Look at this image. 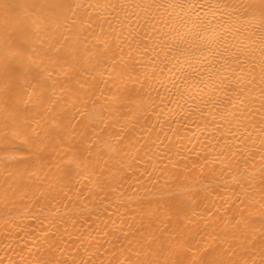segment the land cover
Returning <instances> with one entry per match:
<instances>
[{
    "label": "bare ground",
    "instance_id": "bare-ground-1",
    "mask_svg": "<svg viewBox=\"0 0 264 264\" xmlns=\"http://www.w3.org/2000/svg\"><path fill=\"white\" fill-rule=\"evenodd\" d=\"M259 3L0 0V264H264Z\"/></svg>",
    "mask_w": 264,
    "mask_h": 264
},
{
    "label": "snow or ice",
    "instance_id": "snow-or-ice-1",
    "mask_svg": "<svg viewBox=\"0 0 264 264\" xmlns=\"http://www.w3.org/2000/svg\"><path fill=\"white\" fill-rule=\"evenodd\" d=\"M243 7V5H242ZM249 8H256L257 6L254 4L248 5ZM259 32H260V45H259V51L261 56V64L264 66V0H260L259 3ZM240 60L237 59V63H239ZM262 79H264V76H262Z\"/></svg>",
    "mask_w": 264,
    "mask_h": 264
}]
</instances>
